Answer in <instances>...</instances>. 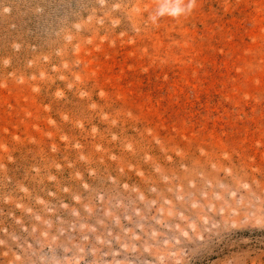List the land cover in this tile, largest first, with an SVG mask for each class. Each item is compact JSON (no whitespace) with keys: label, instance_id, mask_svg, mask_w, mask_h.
I'll return each instance as SVG.
<instances>
[{"label":"rangeland","instance_id":"374dc122","mask_svg":"<svg viewBox=\"0 0 264 264\" xmlns=\"http://www.w3.org/2000/svg\"><path fill=\"white\" fill-rule=\"evenodd\" d=\"M0 0V264H264V0Z\"/></svg>","mask_w":264,"mask_h":264},{"label":"clouds","instance_id":"9594fccd","mask_svg":"<svg viewBox=\"0 0 264 264\" xmlns=\"http://www.w3.org/2000/svg\"><path fill=\"white\" fill-rule=\"evenodd\" d=\"M157 4L154 12L148 17L153 23L165 15L179 18L190 14L196 7V0H157Z\"/></svg>","mask_w":264,"mask_h":264}]
</instances>
